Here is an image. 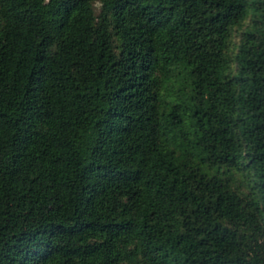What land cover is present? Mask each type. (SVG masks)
<instances>
[{
  "label": "trees",
  "instance_id": "obj_1",
  "mask_svg": "<svg viewBox=\"0 0 264 264\" xmlns=\"http://www.w3.org/2000/svg\"><path fill=\"white\" fill-rule=\"evenodd\" d=\"M0 264H264V0H0Z\"/></svg>",
  "mask_w": 264,
  "mask_h": 264
},
{
  "label": "rangeland",
  "instance_id": "obj_2",
  "mask_svg": "<svg viewBox=\"0 0 264 264\" xmlns=\"http://www.w3.org/2000/svg\"><path fill=\"white\" fill-rule=\"evenodd\" d=\"M183 69V68H182ZM188 77L184 71L178 73L174 68L169 72H162L156 86L157 101L162 108H166L170 101L185 95ZM165 142L177 152L188 154L192 158L199 155L198 146L194 142L192 128L185 122L167 128L164 135ZM210 170H214L211 168ZM244 177V175L240 176Z\"/></svg>",
  "mask_w": 264,
  "mask_h": 264
}]
</instances>
